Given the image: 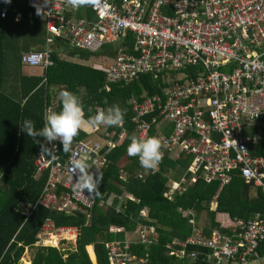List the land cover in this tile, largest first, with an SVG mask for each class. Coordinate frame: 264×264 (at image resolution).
I'll return each mask as SVG.
<instances>
[{
    "label": "built area",
    "instance_id": "obj_1",
    "mask_svg": "<svg viewBox=\"0 0 264 264\" xmlns=\"http://www.w3.org/2000/svg\"><path fill=\"white\" fill-rule=\"evenodd\" d=\"M26 3L31 8L29 14L40 17L46 29L42 48L22 52L26 65L46 67L53 63L51 42L55 36L95 52L118 40L125 29L134 32L138 52L119 51L112 57L105 56L109 60L102 67L108 80L128 82L141 72L156 77L162 71L198 65L194 78L184 71L163 86L160 94L131 99L134 134L161 138L167 144L164 156H191L185 170L190 172L189 177L183 173L180 181L170 178L172 187L184 188L183 181L191 183L199 176L208 181L218 179L223 186L239 171L247 182L264 189V156L251 151L264 137V0H99L96 6L78 9L65 0ZM34 5L43 8L42 15L36 14ZM6 16L7 10L0 4V18ZM89 131L103 133L105 143L77 140L65 161L58 153L59 141L50 144L49 155L38 152L36 172H48L38 198L45 206L82 209L88 214L95 204L112 201V195L98 200L87 190H76L73 182L77 177L72 181L70 161L83 157L91 166L101 167L107 152L130 128L124 120L122 126ZM160 166L154 171L141 167L137 176L144 178ZM119 171L126 179V170L120 167ZM60 185L63 189L59 190ZM140 214L146 216L147 207L140 209ZM232 225L236 230L233 236L216 229L207 235L197 226L184 239H174L166 247L170 253L187 257L195 254L194 249H188L189 244L208 246V257L219 260L224 257L246 263L259 257L264 218L257 215ZM75 228L57 226L48 217L37 235L38 241ZM134 234L146 243L157 236L155 227L145 224H139ZM127 236L106 243L110 264L144 263L143 258L132 255V241Z\"/></svg>",
    "mask_w": 264,
    "mask_h": 264
},
{
    "label": "trees",
    "instance_id": "obj_2",
    "mask_svg": "<svg viewBox=\"0 0 264 264\" xmlns=\"http://www.w3.org/2000/svg\"><path fill=\"white\" fill-rule=\"evenodd\" d=\"M0 4L7 10V16L0 18V264H28L22 258L31 248L34 253L30 264H94L95 254L98 264H109L106 243L124 240L139 224L153 225L157 232L155 239L150 235L153 239L150 243L142 242L137 235L129 237L132 255L143 258V264H242L231 258H209L211 249L208 246L189 244L188 249H194L195 254L187 257L170 253L166 244L174 239H184L197 226L207 235L216 229L233 236L236 230L232 224L257 215L264 218L262 186L247 182L236 171L223 186L218 179L208 181L199 176L191 183L183 181L184 188L172 187L170 178L180 181L183 173L189 177L190 172H185L191 160L189 154L179 158L164 156L160 169L144 178L137 176L141 168L138 157L127 154L129 138L135 133L131 99L160 94L163 86L169 85L184 71L187 77L194 78L198 65L187 64L182 69L162 71L156 77L141 72L125 82L108 80L102 66L64 56L88 59L93 55L112 57L119 51L137 53L135 34L125 29L118 40L104 44L95 52L55 36L51 42L53 63L44 67L42 74L26 73L22 52L43 47L44 22L29 14L31 8L26 0H12L11 4L0 0ZM17 13H21L20 18ZM61 90H69L81 98L86 118L101 106L119 105L126 111L124 120L130 128L126 136L107 152L105 164L90 169L104 174L97 199L105 200L111 195L113 199L108 204H95L88 214L82 209H51L38 201L48 172L37 174L35 158L41 147L21 131L25 119L33 120L39 130L43 127L46 110H62ZM89 106L92 113L87 112ZM103 136V133L88 129L81 131L73 143L77 140L96 143ZM263 143L264 137L256 147H251L252 153L264 156ZM57 148L61 160L65 161L70 152L64 153L60 142ZM45 154L49 155L50 151ZM120 167L128 173L126 179L120 177ZM58 189L63 187L60 185ZM143 207H147L146 216L140 214ZM218 213L224 214L231 225L224 224ZM48 217L57 226L76 227L73 249L36 244L37 235ZM263 243L259 246L260 253ZM253 259L256 258L249 260Z\"/></svg>",
    "mask_w": 264,
    "mask_h": 264
},
{
    "label": "clouds",
    "instance_id": "obj_3",
    "mask_svg": "<svg viewBox=\"0 0 264 264\" xmlns=\"http://www.w3.org/2000/svg\"><path fill=\"white\" fill-rule=\"evenodd\" d=\"M66 4L73 9L86 6H96L99 0H65ZM5 4H11L12 0H4ZM49 0H45V4ZM36 7V14L42 15L43 8ZM59 98L62 102V110L57 112L48 109L44 113L43 127L37 130L35 122L25 119L21 125V131L31 137L35 144L40 145L42 153L52 151L48 145H53L59 141L63 145L64 153L72 151V144L81 131L88 129H99L102 126H122L126 116V111L119 105L108 107L106 110L96 109L95 113L87 116L85 106L81 98L69 90H61ZM88 113H92L91 106L87 108ZM130 144L127 147V154L130 157H138L139 163L145 170H156L162 163L164 149L167 144L159 137H137L130 136ZM43 140V143H42ZM71 179L77 177L74 184L76 190L84 192L87 190L92 195H99V185L104 180L103 172H91L92 166L88 161L81 158H74L70 161Z\"/></svg>",
    "mask_w": 264,
    "mask_h": 264
},
{
    "label": "rangeland",
    "instance_id": "obj_4",
    "mask_svg": "<svg viewBox=\"0 0 264 264\" xmlns=\"http://www.w3.org/2000/svg\"><path fill=\"white\" fill-rule=\"evenodd\" d=\"M64 56L72 59V60H76V61H80V62H84V63H90V64H95V65H98V66H103L109 59L107 57H101V56H90L88 59H84V58H80L78 56H69L67 54H65ZM24 70H26L27 72H31V73H37V74H42L43 71H44V67L42 65H24ZM181 74H179L180 76ZM94 141V140H93ZM97 142L99 143H105V139L104 138H100L97 140ZM129 194V192H127ZM131 195V193H130ZM218 218L221 219L223 222H227L226 221V217L224 214H217ZM203 218L201 219V223H203L204 221V216H202ZM54 237L51 238L50 236L48 237L49 239L48 240H55L56 243H51L49 241H43L41 239H39V241L37 243H44L46 245H52V246H55L59 249H73L75 247V240H76V235H77V230L76 228L75 229H72L71 231H62V232H59L58 234H53ZM51 235V236H53ZM134 233L129 235L130 236H133L134 237ZM36 243V244H37ZM93 247V246H92ZM94 250V249H93ZM33 253H34V249L31 248V249H27L24 257L22 258L23 262L25 263H28L30 264L31 263V258L33 256ZM95 254V252H94ZM66 256V255H64ZM256 259H260V258H256ZM92 261L94 264H98L97 263V259H96V254L94 256V258H92ZM110 264V263H109Z\"/></svg>",
    "mask_w": 264,
    "mask_h": 264
},
{
    "label": "crops",
    "instance_id": "obj_5",
    "mask_svg": "<svg viewBox=\"0 0 264 264\" xmlns=\"http://www.w3.org/2000/svg\"><path fill=\"white\" fill-rule=\"evenodd\" d=\"M24 72H26V73H29V72H27L26 70H24ZM31 73V72H30ZM224 224H226V225H229L230 224V222H224ZM231 225V224H230ZM51 237V236H50ZM49 239V238H48ZM47 239V240H48ZM55 241V240H54ZM93 246V245H92ZM262 253H260V259H253V260H249L248 262H246V263H242V264H263L264 263V243H263V248H262V251H261ZM227 263V262H226ZM235 262H232V263H228V264H234Z\"/></svg>",
    "mask_w": 264,
    "mask_h": 264
},
{
    "label": "bare ground",
    "instance_id": "obj_6",
    "mask_svg": "<svg viewBox=\"0 0 264 264\" xmlns=\"http://www.w3.org/2000/svg\"><path fill=\"white\" fill-rule=\"evenodd\" d=\"M54 237V235L53 236H51V238H53Z\"/></svg>",
    "mask_w": 264,
    "mask_h": 264
}]
</instances>
